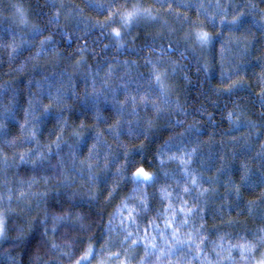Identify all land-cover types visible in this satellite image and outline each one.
Returning <instances> with one entry per match:
<instances>
[{
  "label": "clouds",
  "instance_id": "9594fccd",
  "mask_svg": "<svg viewBox=\"0 0 264 264\" xmlns=\"http://www.w3.org/2000/svg\"><path fill=\"white\" fill-rule=\"evenodd\" d=\"M0 264H264V0H0Z\"/></svg>",
  "mask_w": 264,
  "mask_h": 264
}]
</instances>
